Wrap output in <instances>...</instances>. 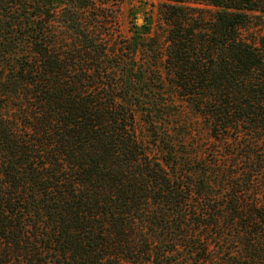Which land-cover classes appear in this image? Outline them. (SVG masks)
<instances>
[{"label": "trees", "instance_id": "16d2710c", "mask_svg": "<svg viewBox=\"0 0 264 264\" xmlns=\"http://www.w3.org/2000/svg\"><path fill=\"white\" fill-rule=\"evenodd\" d=\"M0 0V264H264V0Z\"/></svg>", "mask_w": 264, "mask_h": 264}, {"label": "rangeland", "instance_id": "374dc122", "mask_svg": "<svg viewBox=\"0 0 264 264\" xmlns=\"http://www.w3.org/2000/svg\"><path fill=\"white\" fill-rule=\"evenodd\" d=\"M155 0H126L123 7L122 24L126 35H132L136 28L151 25L155 30L159 17V9ZM141 20V21H140Z\"/></svg>", "mask_w": 264, "mask_h": 264}, {"label": "water", "instance_id": "95a60500", "mask_svg": "<svg viewBox=\"0 0 264 264\" xmlns=\"http://www.w3.org/2000/svg\"><path fill=\"white\" fill-rule=\"evenodd\" d=\"M141 21V20H140Z\"/></svg>", "mask_w": 264, "mask_h": 264}]
</instances>
